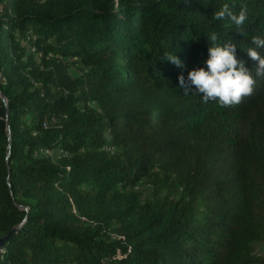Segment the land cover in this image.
I'll list each match as a JSON object with an SVG mask.
<instances>
[{"label": "trees", "instance_id": "obj_1", "mask_svg": "<svg viewBox=\"0 0 264 264\" xmlns=\"http://www.w3.org/2000/svg\"><path fill=\"white\" fill-rule=\"evenodd\" d=\"M213 33L255 79L238 105L179 85ZM253 36L264 0H0V264H264Z\"/></svg>", "mask_w": 264, "mask_h": 264}, {"label": "clouds", "instance_id": "obj_2", "mask_svg": "<svg viewBox=\"0 0 264 264\" xmlns=\"http://www.w3.org/2000/svg\"><path fill=\"white\" fill-rule=\"evenodd\" d=\"M212 18L216 21L229 20L239 28L247 19V10L242 7L235 14L228 4L216 10ZM243 35L242 32H238ZM207 59L203 67H196L188 71L187 77L180 76L179 85L185 95H200V100L207 104L215 102L221 107L238 105L241 99L253 92L255 79L244 60L238 58L237 43L225 41L216 43L218 37L215 33L207 36ZM254 47H248L247 56L256 62L257 75H264V55L259 49H264V37L253 36L250 41ZM174 65L184 68L180 59L174 54L166 58Z\"/></svg>", "mask_w": 264, "mask_h": 264}, {"label": "rangeland", "instance_id": "obj_3", "mask_svg": "<svg viewBox=\"0 0 264 264\" xmlns=\"http://www.w3.org/2000/svg\"><path fill=\"white\" fill-rule=\"evenodd\" d=\"M73 72L76 73L75 70H73ZM140 188L142 189V191L146 192V194L150 193V187H149V185H147V184L144 183V184H142L140 186ZM255 251H256V254L257 255H259L260 257H263L264 258V243L263 244H258L256 246V250Z\"/></svg>", "mask_w": 264, "mask_h": 264}, {"label": "water", "instance_id": "obj_4", "mask_svg": "<svg viewBox=\"0 0 264 264\" xmlns=\"http://www.w3.org/2000/svg\"><path fill=\"white\" fill-rule=\"evenodd\" d=\"M0 98H1L2 101H4L5 103L7 102L5 95H4V94L2 93V91H1V88H0ZM8 128H9V126H8ZM20 227H21V226L16 227V228L14 229V231L19 230ZM10 238H11V236H8V237H6V238H4V239H0V251H1L2 246H3V245L6 243V241H8Z\"/></svg>", "mask_w": 264, "mask_h": 264}, {"label": "bare ground", "instance_id": "obj_5", "mask_svg": "<svg viewBox=\"0 0 264 264\" xmlns=\"http://www.w3.org/2000/svg\"><path fill=\"white\" fill-rule=\"evenodd\" d=\"M114 149V148H113Z\"/></svg>", "mask_w": 264, "mask_h": 264}]
</instances>
